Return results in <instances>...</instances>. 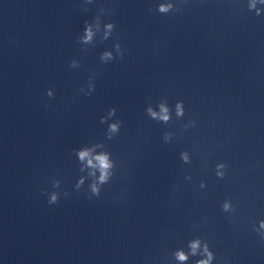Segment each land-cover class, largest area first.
<instances>
[{
    "label": "clouds",
    "instance_id": "9594fccd",
    "mask_svg": "<svg viewBox=\"0 0 264 264\" xmlns=\"http://www.w3.org/2000/svg\"><path fill=\"white\" fill-rule=\"evenodd\" d=\"M93 0H86V3L91 4ZM187 0H160L156 6V11L162 15L176 14L183 11V4ZM87 11V8L84 9ZM247 10L249 12H254L256 16L264 15V0H247ZM151 11V9H150ZM106 10L101 8L99 14L95 17L92 22L85 21L83 34L79 36L78 42L82 45H93L94 37H96L97 32L100 30L101 26V15H105ZM103 40H108L115 29V24L113 22H108L103 24ZM115 55L113 51H103L100 55V61L104 64L109 63L119 56L121 59L124 58V49L119 43L114 45ZM80 66L79 61L73 59L71 61L70 67L78 68ZM95 78V74L89 77V83L87 85V91L81 88L80 91L85 93L87 96H91L95 91V84L92 82ZM49 98L54 97V91L49 88L46 92ZM150 99V98H149ZM185 104L182 100H177L174 106L169 105L167 99H161L159 102L153 106L148 103L146 107V115L158 123L168 125L173 122V114L176 120H183L185 117ZM116 116V108H111L108 110L107 115L101 117V124H108L106 129L107 140H112L120 132L122 121L112 120ZM111 121V122H110ZM197 126V121L195 119L189 118L185 123L181 125L182 129L187 131L188 129L195 128ZM174 133L171 131H165L163 134V141L165 144H170L173 141ZM96 149H105L104 151L96 152ZM195 151V149H194ZM75 155L80 162V172L86 173V175L80 176L77 183L75 184V189L79 191L85 184L86 180L91 182L88 185L89 199L93 197H100L103 186L109 184L116 174L117 164L116 161L112 159V154L106 150L104 143H95L90 146H83L74 150ZM180 160L185 165H191L193 162L192 153L189 150H184L180 152ZM205 163V170L207 168V161ZM228 164L224 161H219L214 166V174L217 179L224 180L228 175ZM185 180L191 181V175L185 176ZM60 181H52V187L58 189L60 187ZM200 189H206L207 183L201 180L199 183ZM68 192H64V196L67 197ZM49 199L48 204L54 205L59 202L60 193L58 191H52L48 193ZM221 210L224 213H234L236 211V205L233 204L232 198H225L220 205ZM253 231L264 240V219L259 220L253 225ZM199 257L195 260V264H214L216 256L211 250L207 240L196 236L187 242L186 248L179 247L171 252V259L177 262V264H188L190 258Z\"/></svg>",
    "mask_w": 264,
    "mask_h": 264
}]
</instances>
